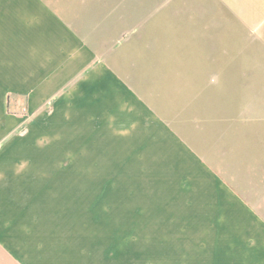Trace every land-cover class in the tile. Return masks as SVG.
Listing matches in <instances>:
<instances>
[{"label": "crops", "instance_id": "0c3cea01", "mask_svg": "<svg viewBox=\"0 0 264 264\" xmlns=\"http://www.w3.org/2000/svg\"><path fill=\"white\" fill-rule=\"evenodd\" d=\"M263 27L264 0H0V264H73L29 238L24 146L127 165L128 217L176 235L139 264H264Z\"/></svg>", "mask_w": 264, "mask_h": 264}, {"label": "rangeland", "instance_id": "374dc122", "mask_svg": "<svg viewBox=\"0 0 264 264\" xmlns=\"http://www.w3.org/2000/svg\"><path fill=\"white\" fill-rule=\"evenodd\" d=\"M242 32L233 25L229 31L232 40L234 34ZM256 37L257 42L247 49L264 52V27L261 38ZM26 147L17 161V174L33 180L34 185L27 188L34 195L30 203L35 214L33 223L40 229L39 233L31 234L30 239L63 247L55 252L71 259L73 264H139L144 241H175L173 231L159 233L160 227L168 229L167 221L173 225L174 219L128 217L127 165H47L46 155L33 157ZM18 156L19 153L17 160ZM111 198L117 201L107 202ZM141 202H135L136 215L142 213L137 210L141 209ZM112 205L114 211H111ZM111 212L116 216L111 217ZM170 229L173 230V226ZM144 230L149 233L144 234Z\"/></svg>", "mask_w": 264, "mask_h": 264}]
</instances>
